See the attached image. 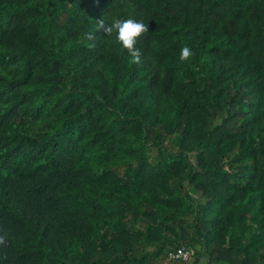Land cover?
<instances>
[{
    "label": "trees",
    "instance_id": "obj_1",
    "mask_svg": "<svg viewBox=\"0 0 264 264\" xmlns=\"http://www.w3.org/2000/svg\"><path fill=\"white\" fill-rule=\"evenodd\" d=\"M181 247L264 264V0H0V264Z\"/></svg>",
    "mask_w": 264,
    "mask_h": 264
},
{
    "label": "built area",
    "instance_id": "obj_2",
    "mask_svg": "<svg viewBox=\"0 0 264 264\" xmlns=\"http://www.w3.org/2000/svg\"><path fill=\"white\" fill-rule=\"evenodd\" d=\"M195 257V250L192 248H172L168 252L167 258L170 261H181L189 263Z\"/></svg>",
    "mask_w": 264,
    "mask_h": 264
},
{
    "label": "rangeland",
    "instance_id": "obj_3",
    "mask_svg": "<svg viewBox=\"0 0 264 264\" xmlns=\"http://www.w3.org/2000/svg\"><path fill=\"white\" fill-rule=\"evenodd\" d=\"M194 259V258H193ZM191 260L189 264H193L194 260ZM156 264H176L174 261H170L167 257L161 258Z\"/></svg>",
    "mask_w": 264,
    "mask_h": 264
}]
</instances>
